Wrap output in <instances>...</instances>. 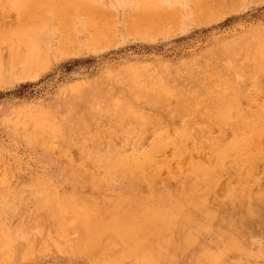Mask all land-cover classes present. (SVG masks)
Wrapping results in <instances>:
<instances>
[{"label":"rangeland","instance_id":"374dc122","mask_svg":"<svg viewBox=\"0 0 264 264\" xmlns=\"http://www.w3.org/2000/svg\"><path fill=\"white\" fill-rule=\"evenodd\" d=\"M140 262L264 264V0H0V264Z\"/></svg>","mask_w":264,"mask_h":264},{"label":"bare ground","instance_id":"6f19581e","mask_svg":"<svg viewBox=\"0 0 264 264\" xmlns=\"http://www.w3.org/2000/svg\"><path fill=\"white\" fill-rule=\"evenodd\" d=\"M38 2V1H37ZM77 2V1H76ZM76 4V3H75ZM78 5V4H77ZM259 48V47H258ZM261 50V49H260ZM138 74V73H137ZM148 74V73H147ZM146 79V78H145ZM153 79V78H152ZM147 80V79H146ZM148 81V80H147ZM145 85V84H144ZM167 89V88H166ZM173 89V88H172ZM188 90V89H187ZM206 90V89H205ZM185 91V90H184ZM171 93V92H170ZM178 93V92H177ZM181 94V93H180ZM167 95V94H166ZM168 97V96H167ZM182 97V96H181ZM175 98H176V96H175ZM129 100V99H128ZM136 100V99H135ZM183 102V101H182ZM118 103H119V100H118ZM129 103V102H128ZM116 104V103H115ZM125 105V104H124ZM118 106V105H117ZM132 106V105H131ZM116 108V107H115ZM186 109V108H185ZM100 110V109H99ZM117 110V109H116ZM137 110V109H136ZM128 111V110H127ZM128 113V112H127ZM137 113V112H136ZM125 115H127V114H125ZM220 116V115H219ZM258 117V116H257ZM136 120V119H135ZM51 126V125H50ZM41 194V193H40ZM188 194V193H187ZM186 195V194H185ZM196 195V194H195ZM65 196V195H64ZM188 197V196H187ZM198 198V197H197ZM59 199V198H58ZM57 199V200H58ZM64 199V198H63ZM174 199V198H173ZM62 199H60V201H61ZM121 200V199H120ZM175 200V199H174ZM65 201V200H64ZM155 201V200H154ZM195 201V200H194ZM71 202V201H70ZM129 202H131V201H129ZM153 202V201H152ZM175 202V201H174ZM243 202V201H242ZM59 203V202H58ZM58 203H57V205H58ZM79 203V202H78ZM80 203H82L81 201H80ZM113 203V202H112ZM116 203V202H115ZM128 203V202H127ZM138 203V202H137ZM181 203V202H180ZM125 204V203H124ZM123 204V205H124ZM132 204V203H131ZM175 204V203H174ZM50 205V204H49ZM63 205V204H62ZM101 205V204H100ZM140 205V204H139ZM182 205H184V204H182ZM186 205V204H185ZM73 206V205H72ZM76 206V205H75ZM116 206V205H115ZM125 206V205H124ZM169 206H170V204H169ZM62 207V206H61ZM167 207V206H166ZM174 207V206H173ZM179 207V206H178ZM187 207V206H186ZM57 208V207H56ZM66 208V207H65ZM168 208V207H167ZM176 208V207H175ZM182 208V207H181ZM61 209V208H60ZM107 209V208H106ZM150 209V208H149ZM218 209V208H217ZM128 210V209H127ZM142 210V209H141ZM168 210V209H167ZM195 210V209H194ZM50 211V210H49ZM67 211H68V209H67ZM113 211V210H112ZM136 211V210H135ZM140 211V210H139ZM182 211V210H181ZM201 211V210H200ZM147 212V211H146ZM176 212V211H175ZM59 213H61V212H59ZM71 213V212H70ZM109 213V212H108ZM125 213V212H124ZM150 213V212H149ZM169 213V212H168ZM185 213V212H184ZM54 214V213H53ZM167 214V213H166ZM182 214V213H181ZM189 214V213H188ZM192 214V213H191ZM204 214V213H203ZM76 215V214H75ZM85 215V214H84ZM119 215V214H118ZM121 215H123V212H122V214ZM136 215H138V214H136ZM153 215V214H152ZM245 215V214H244ZM89 216V215H88ZM102 216V215H101ZM124 216V215H123ZM134 216V215H133ZM167 216V215H166ZM183 216V215H182ZM198 216V215H197ZM217 216V215H216ZM58 217V216H57ZM129 217V216H128ZM128 217H126V219L128 218ZM137 217V216H136ZM147 217V216H146ZM152 217H154V216H152ZM151 217V218H152ZM173 217V216H172ZM175 217H177V216H175ZM83 218V217H82ZM85 218V217H84ZM139 218V217H138ZM200 218V217H199ZM206 218V217H205ZM80 219V218H79ZM93 219V218H92ZM97 219V218H96ZM114 219V218H113ZM119 219V218H118ZM137 219V218H136ZM144 219V218H143ZM197 219V218H196ZM220 219V218H219ZM239 219V218H238ZM83 220V219H82ZM82 220H80V221H82ZM85 220H87V219H85ZM117 220V219H116ZM130 220V219H129ZM128 220V221H129ZM167 220V219H166ZM200 220V219H199ZM206 220V219H205ZM215 220V219H214ZM228 220V219H227ZM63 221V220H62ZM96 221V220H95ZM134 221V220H133ZM132 221V222H133ZM151 221V220H150ZM160 221H162L161 219H160ZM171 221V220H170ZM175 221V220H174ZM225 221V220H224ZM152 222H153V220H152ZM163 222V221H162ZM167 222H169V221H167ZM178 222V221H177ZM210 222V221H209ZM214 222V221H213ZM229 222V221H228ZM60 223V222H59ZM64 223V222H63ZM71 223V222H70ZM75 223V222H74ZM121 223V222H120ZM120 223H119V225H120ZM145 223V222H144ZM153 223H155V222H153ZM152 223V224H153ZM193 223V222H192ZM216 223V222H215ZM219 223V222H218ZM225 223V222H224ZM58 224V223H57ZM87 224V223H86ZM88 224H89V222H88ZM97 224V223H96ZM110 224V223H109ZM112 224V223H111ZM115 224V223H114ZM116 224H118L117 222H116ZM127 224H129V223H127ZM183 224V223H182ZM241 224V223H240ZM59 225V224H58ZM64 225V224H63ZM67 225H68V223H67ZM71 225V224H70ZM103 225H104V223H103ZM108 225V224H107ZM130 225H131V223H130ZM136 225V224H135ZM157 225V224H156ZM162 225V224H161ZM167 225V224H166ZM183 225H185V224H183ZM90 226V225H89ZM117 226V225H116ZM115 226V227H116ZM139 227H140V224L138 225ZM151 226V225H150ZM154 226V225H153ZM175 226V225H174ZM178 226H180V225H178ZM188 226V225H187ZM222 226V225H221ZM230 226V225H229ZM104 227V226H103ZM119 227V226H118ZM133 227V226H132ZM159 227V226H158ZM190 227V226H189ZM199 227V226H198ZM237 227V226H236ZM242 227V226H241ZM77 228H79V227H77ZM86 228V227H85ZM88 228V227H87ZM95 228V227H94ZM165 228V227H164ZM212 228V227H211ZM231 228V227H230ZM98 229H101V228H98ZM103 229V228H102ZM127 229V228H126ZM178 229V228H177ZM185 229V228H184ZM194 229V228H193ZM87 230V229H86ZM91 230V229H90ZM172 230H173V228H172ZM206 230V229H205ZM219 230V229H218ZM234 230V229H233ZM248 230V229H247ZM89 231V230H88ZM96 231V230H95ZM99 231V230H98ZM103 231V230H102ZM129 231V230H128ZM196 231V230H195ZM213 231V230H212ZM62 232V231H61ZM84 232V231H83ZM100 232V231H99ZM106 232V231H105ZM104 232V233H105ZM126 232V231H125ZM181 232H183V231H181ZM235 232V231H234ZM63 233V232H62ZM95 233V232H94ZM98 233V232H97ZM102 233V232H101ZM111 233H112V231H111ZM129 233V232H128ZM127 233V234H128ZM131 233V232H130ZM129 233V234H130ZM157 233V232H156ZM163 233V232H162ZM188 233V232H187ZM201 233V232H200ZM215 233V232H214ZM213 233V234H214ZM236 233V232H235ZM241 233V232H240ZM90 234H91V232H90ZM115 234V233H114ZM122 234H126V233H122ZM134 234H135V232H134ZM141 234V233H140ZM170 234V233H169ZM222 234V233H221ZM233 234V233H232ZM245 234V233H244ZM109 235V234H108ZM120 235V234H119ZM164 235V234H163ZM188 235V234H187ZM196 235V234H195ZM199 235V234H198ZM85 236V235H84ZM128 236V235H127ZM126 236V237H127ZM139 236V235H138ZM143 236V235H142ZM152 236V235H151ZM169 236V235H168ZM183 236H184V234H183ZM188 236H190V235H188ZM202 236V235H201ZM225 236V235H224ZM250 236V235H249ZM67 237V236H66ZM66 237H64L65 239H66ZM69 237V236H68ZM107 237V236H106ZM115 237H117V236H115ZM114 237V238H115ZM119 237V236H118ZM129 237H131V236H129ZM144 237V236H143ZM204 237V236H203ZM60 238V237H59ZM98 238V237H97ZM141 239H142V237H140ZM146 238V237H145ZM152 238V240H153V237H151ZM170 238V237H169ZM183 238V237H182ZM201 238V237H200ZM218 238V237H217ZM83 239V238H82ZM95 239V238H94ZM160 239V238H159ZM158 239V240H159ZM173 239V238H172ZM185 239H186V237H185ZM227 239V238H226ZM254 239V238H253ZM2 240V239H1ZM76 240V239H75ZM106 240V239H105ZM110 240V239H109ZM108 240V241H109ZM129 240V239H128ZM136 240V239H135ZM171 240V239H170ZM169 240V241H170ZM94 241V240H93ZM97 241H99V240H97ZM121 241V240H120ZM174 241V240H173ZM188 241V240H187ZM197 241H199V240H197ZM206 241V240H205ZM213 241V240H212ZM88 242V241H87ZM91 242V241H90ZM138 242V241H137ZM147 242V241H146ZM166 242V241H165ZM175 242V241H174ZM173 242V243H174ZM182 242V241H181ZM184 242V241H183ZM207 242V241H206ZM227 242V241H226ZM230 242V241H229ZM247 242V241H246ZM93 243V242H92ZM140 243V242H139ZM138 243V244H139ZM167 243V242H166ZM225 243V242H224ZM89 244V243H88ZM100 244V243H99ZM146 244V243H145ZM148 244V243H147ZM152 244V243H151ZM155 244V243H154ZM160 244V243H159ZM229 244V243H228ZM68 245V244H67ZM164 245V244H163ZM179 245V244H178ZM181 245V244H180ZM236 245V244H235ZM95 246V245H94ZM117 246V245H116ZM141 246V245H140ZM148 246V245H147ZM159 246V245H158ZM203 246V245H202ZM221 246V245H220ZM174 247V246H173ZM185 247V246H184ZM216 247V246H215ZM232 247H233V245H232ZM69 248V247H68ZM100 248H102V247H100ZM120 248H122V247H120ZM128 248V247H127ZM136 248V247H135ZM165 248H166V246H165ZM169 248V247H168ZM172 248V247H171ZM170 248V249H171ZM175 248V247H174ZM177 248V247H176ZM182 248V247H181ZM142 249V248H141ZM186 249V248H185ZM198 249H201V248H198ZM124 250V249H123ZM132 250V249H131ZM140 250V249H139ZM226 250V249H225ZM231 250V249H230ZM91 251V250H90ZM137 251V250H136ZM156 252H157V249L155 250ZM180 251V250H179ZM186 251V250H185ZM221 251V250H220ZM227 251V250H226ZM233 251V250H232ZM239 251V250H238ZM241 251V250H240ZM103 252V251H102ZM153 252V251H152ZM119 253V252H118ZM132 253V252H131ZM154 253V252H153ZM167 253V252H166ZM220 253V252H219ZM222 253V252H221ZM225 253V252H224ZM93 254V253H92ZM198 254V253H197ZM207 254V253H206ZM217 254V253H216ZM227 254V253H226ZM249 254V253H248ZM259 254V253H258ZM95 255H96V253H95ZM97 255H98V253H97ZM153 255V254H152ZM174 255V254H173ZM200 255V254H199ZM235 255V254H234ZM91 256V255H90ZM102 256V255H101ZM123 257H124V255H122ZM149 256V255H148ZM168 256V255H167ZM177 256V255H176ZM93 257V256H92ZM139 257V256H138ZM175 257V256H174ZM173 257V258H174ZM208 257H210V256H208ZM243 257V256H242ZM140 258V257H139ZM138 258V259H139ZM170 258V257H169ZM190 258V257H189ZM203 258V257H202ZM91 259V258H90ZM193 259V258H192ZM191 259V260H192ZM210 259V258H209ZM237 259V258H236ZM95 260V259H94ZM109 260V259H108ZM129 260V259H128ZM133 260V259H132ZM135 260V259H134ZM152 260V259H151ZM208 260V259H207ZM235 260V259H234ZM239 260V259H238ZM241 260V259H240ZM138 261V260H137ZM185 261V260H184ZM131 262V261H130ZM195 262V261H194ZM214 262V261H213ZM223 262V261H222ZM227 262V261H226ZM236 262V261H235ZM240 262V261H239ZM101 263V262H100ZM113 263H114V261H113ZM160 263V262H159ZM191 263V262H190ZM193 263V262H192ZM197 263V262H196ZM209 263V262H208ZM99 264V263H98ZM110 264V263H109ZM134 264V263H133ZM140 264H141V262H140ZM213 264V263H212ZM218 264V263H217ZM223 264V263H222Z\"/></svg>","mask_w":264,"mask_h":264}]
</instances>
